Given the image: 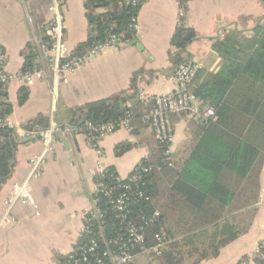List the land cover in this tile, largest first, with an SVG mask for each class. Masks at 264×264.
Masks as SVG:
<instances>
[{"label": "crops", "instance_id": "1", "mask_svg": "<svg viewBox=\"0 0 264 264\" xmlns=\"http://www.w3.org/2000/svg\"><path fill=\"white\" fill-rule=\"evenodd\" d=\"M84 3L68 0L63 6L64 41L72 54L82 53L78 49L90 33ZM50 6L51 0H0V49L8 55L10 73L22 75L27 58L32 53L37 55L36 37H43L51 21ZM104 12L98 10L99 14ZM182 22L197 34L183 57L198 66L203 80L223 66L213 44L230 30L251 35L264 22V2L190 0L183 9L180 0H148L139 10L134 40L103 51L67 80L59 81L55 97L50 72L32 86L14 80L0 89L3 113L9 111L5 116L18 143L13 174L0 190V222L13 186L26 177L30 159L42 150L39 140L24 141L25 131L43 129L33 122L43 116L49 123L75 127L71 124L73 112L89 103L120 95L131 98L126 102L129 107L175 91V69L169 54L177 52L171 39ZM175 120L173 151L179 161L185 155L190 120ZM154 141L153 131L146 124L136 133L119 129L103 135L97 139L96 148L82 134L63 133L43 176L32 182L38 214L30 205H17L11 222L0 226V264H60L80 239L95 192V178L101 170L114 168L120 178L126 179L139 163L151 159ZM123 144L131 148L117 155V148ZM246 214H238V222L245 221ZM263 241L264 168L261 198L249 230L223 246L217 258L200 264H237L244 257L251 259Z\"/></svg>", "mask_w": 264, "mask_h": 264}, {"label": "trees", "instance_id": "2", "mask_svg": "<svg viewBox=\"0 0 264 264\" xmlns=\"http://www.w3.org/2000/svg\"><path fill=\"white\" fill-rule=\"evenodd\" d=\"M189 1L180 0L181 7L186 9ZM84 6L90 33L78 49L80 52L110 35L122 36L128 42L134 40L136 30L131 25L140 8H131L124 0H85ZM101 9L105 12L99 14ZM196 39L195 30L183 22L175 30L171 46L177 52L169 54L175 71L187 62L183 53ZM213 50L223 61L222 68L203 80L199 71L190 89L215 110L218 120L206 125L188 122L185 155L179 161L178 155L174 156L173 167L154 141L151 159L143 161L144 165L159 168L143 178L150 201L136 198L130 204L131 218L140 226L160 212V218L147 228V245L152 246L157 235L168 243L160 256L151 257V264H200L217 258L223 246L249 230L260 202L264 168L263 23L249 36L230 30L213 44ZM36 58L34 53L27 58L24 72L32 69ZM130 99L117 95L77 108L71 124L80 127L86 122L97 125L117 121L131 110L135 116L131 133H136L144 128L142 117L152 111L154 103L136 102L129 108L126 102ZM34 124L43 129L50 125L43 116ZM17 144L12 128L0 130V190L13 174ZM130 148L129 144L120 145L117 155ZM108 175L113 177L104 179L106 184L118 177L114 168H108ZM101 206L108 211L107 237H124L125 227L120 226L106 198L102 197ZM242 212L247 213L246 219L238 222L237 215ZM249 260L244 257L237 264ZM253 263L264 261L256 256Z\"/></svg>", "mask_w": 264, "mask_h": 264}, {"label": "built area", "instance_id": "3", "mask_svg": "<svg viewBox=\"0 0 264 264\" xmlns=\"http://www.w3.org/2000/svg\"><path fill=\"white\" fill-rule=\"evenodd\" d=\"M67 1L51 0L49 8L51 21L46 27L43 37H36L37 59L34 61L32 69L20 76L10 73L8 55L0 49V89L14 80L25 86H32L37 81L45 79L46 73L50 72L53 76L52 93L55 97L59 81L67 80L70 75L86 66L103 51L117 49L122 44L128 43L122 36L110 35L104 42L94 44L85 52L72 54L64 41L63 6ZM147 1L124 0V4L139 9ZM28 21L33 26V19L29 17ZM131 27L137 30V17L132 20ZM198 70V66L194 63L187 61L181 64L175 71L177 84L175 91L156 96L153 99L152 111L142 117V122L151 127L170 167H173L174 158L175 118L186 117L201 125L218 120L215 110L191 92L190 86ZM134 117V113L130 110L119 120L103 124L96 125L92 122H86L80 127H63L51 122L46 129L25 131L24 141L29 143L33 140H39L42 144V150L30 159L29 172L26 177L13 186L11 194L5 202V211L0 226L11 222L12 213L17 205H30L38 214V205L32 196V182L43 176L45 166L54 152V146L63 133L82 134L96 148L97 139L103 135L113 134L119 129L132 132L131 122ZM7 127L10 126L7 117L3 114L0 99V130ZM155 170H159V168L153 165H144L141 162L126 179L118 176L114 178V182L106 184L104 179L113 176L108 175V169H102L95 178V192L91 208L85 215V224L80 239L75 250L60 264H131L138 255L160 256L166 249L168 242L162 236L157 235L155 236V243L149 246L146 235L148 226L160 218V212L156 211L151 219L145 220L143 226L135 223L130 215V204L133 200L139 198L150 201V197L145 191L146 183L143 178ZM102 197L107 199V204L119 221L120 226L125 227L126 234L124 237L116 239L107 237L108 211L101 206ZM263 250L264 243L262 246H258L253 258L245 264H254L253 259L256 256L264 261Z\"/></svg>", "mask_w": 264, "mask_h": 264}, {"label": "rangeland", "instance_id": "4", "mask_svg": "<svg viewBox=\"0 0 264 264\" xmlns=\"http://www.w3.org/2000/svg\"><path fill=\"white\" fill-rule=\"evenodd\" d=\"M136 264H150V259L146 255H138L135 259Z\"/></svg>", "mask_w": 264, "mask_h": 264}, {"label": "water", "instance_id": "5", "mask_svg": "<svg viewBox=\"0 0 264 264\" xmlns=\"http://www.w3.org/2000/svg\"><path fill=\"white\" fill-rule=\"evenodd\" d=\"M134 44L136 45V46H138L139 44H138V42H137V40H135L134 41Z\"/></svg>", "mask_w": 264, "mask_h": 264}]
</instances>
